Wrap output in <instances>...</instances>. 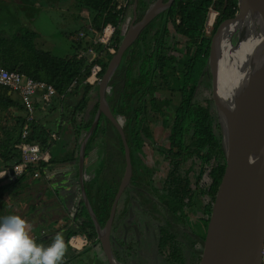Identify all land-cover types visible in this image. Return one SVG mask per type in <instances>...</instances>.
Returning <instances> with one entry per match:
<instances>
[{
	"label": "trees",
	"instance_id": "trees-1",
	"mask_svg": "<svg viewBox=\"0 0 264 264\" xmlns=\"http://www.w3.org/2000/svg\"><path fill=\"white\" fill-rule=\"evenodd\" d=\"M118 1L76 0L81 10L87 9L92 15L91 25L86 27V32L93 34L94 29L101 31L109 23L117 27L111 41L117 46L116 51L127 30L126 25L123 28L119 27L122 11L117 8ZM146 4V0H138L137 11L141 7L146 8L148 6ZM211 6L220 12L214 29L215 33L222 21L236 15L238 0H175L170 9L164 13L165 21L162 26L158 28L148 26L137 42L124 54L128 57L127 74L123 76V71L119 67L110 82V91L107 93L113 114L116 118L124 115L127 121L125 130L128 133L132 153L133 180L139 177L138 173L141 169H144L146 174L149 172L146 164L137 162L140 159L139 151L142 150L147 138H154L155 125L162 121L170 127L167 139L169 147L162 146L159 149L170 162L162 198L166 207L173 213L180 211L185 214L187 209L201 207L206 215V218L202 220L204 223L210 222L216 197L227 169L220 127L215 112L211 110L212 84L207 64L213 35L208 36L204 33L208 10ZM142 13L144 14V9ZM142 15L140 13V17ZM170 26L178 36L186 39L185 50L170 48L167 45V38L171 33ZM36 38V33L29 29L14 33L10 38L0 37V65L34 79L54 84L57 90L56 96L59 98L73 79H84L91 72L94 63L90 62V56L84 55L79 58L77 53L80 49L85 48L88 51L90 47H94L98 54L96 62L102 65L101 76L104 75L114 55L102 44H94L91 40L85 39L74 44L73 54L64 57L55 56L49 52L40 51L42 49L37 48L34 43ZM144 48L150 50H144ZM201 86L203 91L210 89V95L205 97L204 104L199 98ZM92 89L93 86L80 82L71 93L66 95L67 97L75 95L80 100L70 114L77 135L82 129L88 130L93 123V119L86 123L84 118L77 120L75 118L77 112H84L93 107L91 111L96 113L99 107L98 88L93 94L91 105L88 104ZM12 101L7 94V89L0 86V131H2L0 157L3 167L12 166L19 161L20 152L15 144L20 142L21 132L26 122L25 115L14 116L10 111L7 114ZM11 124L13 127L9 128ZM31 129L30 141L40 143L44 149L53 145L51 138L53 131H50L45 123L33 121ZM10 136H13L14 141L9 142ZM99 147L104 153L103 157L98 155L99 160L103 159L100 161L99 170L94 177L84 175V180L88 198L103 226L109 217L125 167V149L121 134L111 119L104 114L87 143L86 157L90 149ZM189 160L192 161V165L184 170L183 176L184 164ZM117 161L119 166L115 165ZM45 167H41L43 173ZM38 168L37 165H32L28 174ZM195 169L197 171L195 181H192L189 174ZM14 183H6V186ZM79 198L73 218L71 217L72 221L63 226L65 241L68 243L72 235L86 234L94 244L98 241L96 226L81 194ZM166 237L168 239V236H165L164 241ZM52 240L53 238L49 236L43 237L38 244L47 246ZM202 240L204 242L205 238ZM68 248L73 250L70 246ZM87 251H80L82 264L88 263L86 259L91 254ZM84 254L86 255L83 256ZM74 257L75 255L70 256L69 260L64 261L63 264H70V260Z\"/></svg>",
	"mask_w": 264,
	"mask_h": 264
},
{
	"label": "water",
	"instance_id": "water-1",
	"mask_svg": "<svg viewBox=\"0 0 264 264\" xmlns=\"http://www.w3.org/2000/svg\"><path fill=\"white\" fill-rule=\"evenodd\" d=\"M175 0H158L144 16L135 18L122 36L118 50L108 63L98 85L100 104L79 150V181L82 198L96 226L98 238L110 264H119L111 248L110 232L119 200L132 177L130 149L122 125L107 99L110 82L125 52L142 31ZM235 41V43H234ZM243 50L238 69H226V52ZM212 84L211 110L220 127L221 143L227 163L225 178L217 194L210 218L201 264H262L264 237V0H238V11L222 21L211 38L207 64ZM104 114L115 124L125 144L127 167L115 196L109 220L103 228L85 188V158L88 139ZM60 189V188H59ZM44 194L57 198L61 189ZM54 190V191H53ZM59 190V192H58ZM61 194H59L60 196ZM58 201V202H57ZM68 210V209H67ZM69 212V210H68Z\"/></svg>",
	"mask_w": 264,
	"mask_h": 264
},
{
	"label": "crops",
	"instance_id": "crops-1",
	"mask_svg": "<svg viewBox=\"0 0 264 264\" xmlns=\"http://www.w3.org/2000/svg\"><path fill=\"white\" fill-rule=\"evenodd\" d=\"M57 1L59 2V5H64V2H66L65 0H57ZM67 1L70 2L69 0ZM73 2L76 7L75 8L76 10H74V12L77 15L76 20L80 24V25L78 24L77 27L78 33L80 31H86L87 30L86 27H89L91 25L92 15L89 10L82 9V12L88 11V14L87 16H81L78 13L79 10H81L79 8L78 3L76 2V0H73ZM71 3L72 1L68 4L71 5ZM133 19H134V12L131 9L130 17L128 16V19L126 21V27L128 26L129 23L133 21ZM89 34L90 33H88L87 36H89ZM37 35L40 36V34ZM40 51H45V52H49L50 54H53V52L50 50H40ZM73 52L74 50L71 51L69 50V53H65L60 57L71 55L73 54ZM53 55L58 56L56 54ZM5 89H7V94L10 95V97L13 100L12 105H10L7 110V114L10 111L14 116H19V115L26 116L25 109L24 108L22 109L21 107L23 105L21 102L20 94L18 93V97L13 98L12 94L14 93V91L8 88ZM95 91L96 88H93L91 93L89 94L88 97L89 106L91 105L92 97ZM66 97L62 100L61 98L55 96L52 100V104H53L52 108L47 111H43L41 108H39V103H38L39 109L36 112L35 121H41L45 123L47 127L50 129V131L57 132L55 130L58 129L59 130L58 133L60 135V139L56 142L53 141L54 142L53 145H50L52 160L50 163L45 165L46 166L45 171L44 173L42 172L41 177L34 178L26 175L23 178H20L17 181H15L14 184H11L9 186H6V183L5 184L0 183V217L6 215H12V214L22 216L28 222L31 229L30 235L33 237V239L36 240L37 243H39L38 241H40L43 237L49 236L53 238L57 234L56 231L60 228L64 230L63 226L72 221L73 218L72 216L75 213L76 205H78L79 203V199H80L79 196L81 194L80 181H79V153H80L79 150H80L81 142L86 137L90 128L88 130L82 129L79 132V135L75 133V127L71 122L72 117H70L71 116L70 114L73 113L72 111L74 110V108L78 106L80 100L79 97L77 98L75 95H70L67 98ZM92 109L93 107H90V110L86 109L84 112L78 111L75 118H77V120H81L84 118L85 123L91 121L92 119L94 121V117L97 112L94 113V111H91ZM117 119L119 120L121 119V117L119 116L117 117ZM12 127L13 124H11L9 128ZM69 131H71V135L69 134ZM1 134L2 131H0V136ZM92 134L90 135V137L92 136ZM12 137L13 136H10L9 142L14 141ZM95 153H97V155H95ZM99 154L102 155V157L104 156L103 150L102 148L100 149V147L98 149L89 150V155L88 157L85 158V162L86 164L87 163L88 164L85 168L86 173H84V175H88V177L91 176L94 177V174L99 170L100 161L103 160V159L99 160L100 159L98 158ZM63 160H65V162ZM118 162L119 161L115 162V165L119 166ZM1 167L3 166H2V159L0 157V168ZM55 187L61 189V193L59 192L60 189L58 190L59 193H57L58 194L57 198L60 201V202L57 201L59 203L58 206L55 205L56 202H52V204H50L49 202V204H46L45 199H47V197L44 196L45 195L44 193L47 190L50 191ZM59 194L61 195L59 196ZM60 206L66 210L67 209L69 210V212L67 210V212L69 213L68 214L69 218L65 223L61 222L62 224L61 223L57 224V227H55V229H52L51 232H48L46 230L48 229L49 226L47 224L48 222L43 219L42 215H44L45 211L46 214H49L50 212L55 210L54 207H60ZM43 209H45V211L42 212ZM83 250H88L87 251L88 254L92 255V256L88 255L86 259L88 261L87 264H105L104 250L99 238L98 241L94 242V244L91 241L90 245ZM78 252L80 251H75V253L73 254L75 255V257L70 260V264H77V263L82 264V261L80 259V257L82 256H80V253ZM69 258L70 256L65 254L64 261L66 260L68 261Z\"/></svg>",
	"mask_w": 264,
	"mask_h": 264
},
{
	"label": "flooded vegetation",
	"instance_id": "flooded-vegetation-1",
	"mask_svg": "<svg viewBox=\"0 0 264 264\" xmlns=\"http://www.w3.org/2000/svg\"><path fill=\"white\" fill-rule=\"evenodd\" d=\"M157 1L158 0H146V3H147L146 5L148 6L146 8L141 7V9L137 11L136 20L137 21L140 20L144 16L147 8L151 4ZM167 1L168 0H163V2H167ZM15 4L16 3L13 0H0V14L1 13L3 14L6 11L8 6L10 5L15 6ZM143 9H144V14L142 13ZM1 10H4V11H1ZM165 12L166 11H162L159 15L156 16V18L152 20L151 23L159 19H160L159 20L160 22L164 23L165 21L164 13ZM140 13L141 15L143 14L141 17H140ZM2 17L8 18L9 16L0 15V23L3 21ZM134 18H135V12H134ZM129 24L127 26V30H128ZM23 29H29V28L27 27L26 23L22 21L21 22L18 21V24L14 23V32L11 35L5 34V36H0V37L10 38L14 33H20V31ZM0 32L3 34L1 27H0ZM137 40L135 41V43L137 42ZM124 56L121 60V63L118 66V68L120 67V69H122L123 76L127 74L126 66H127V60H128V57L126 56L124 57ZM109 91H110V88H109ZM199 91H200L199 98L201 100L202 99V95H201L202 86L200 87ZM120 117L124 121L123 125L122 124L121 125H122V128L124 129L126 142L129 146L130 157H131L132 153H131L130 144L128 142V133L125 130L127 121L124 115ZM121 139L123 141L122 135H121ZM123 144H124V141H123ZM167 144L168 146L166 147H169L168 142ZM160 148L161 147L158 146L157 144V137L155 136V134H154V138L152 139L147 138L143 144L142 150L139 151L140 159H138L137 162L141 164H146V166L148 167L147 158H149V156L154 155L155 149L159 150ZM124 149H125V144H124ZM165 158L169 161V159L166 156ZM131 162H132V158H131ZM126 167H127V158H126V151H125V167H124V173L122 175L120 185L124 178ZM148 170L149 172L147 174L144 172V169H141L140 173H138L139 177L137 179L139 178L142 179L141 182H142L143 187L141 188L138 185H136L137 180H133L134 172H133V163H132V177L119 200L118 207L116 210V215L114 217L112 227H111V232H110L111 248H112L114 257L119 262V264H151L150 262H146L147 260L146 257L148 256L142 254L147 250L149 253L151 251H154L156 255L155 262H158V263L160 262L161 264L184 263L186 259L185 257L186 254L183 251L185 248H187L189 249L188 250L189 256L192 258V261H191L192 264H201L202 253H203L204 244H205V241L203 242L202 238H206V235L205 236L202 235V223H203L202 217H198L200 221L195 226L192 224L193 221L190 220L191 212H192L191 209H187L186 212H184L186 216L185 214H182L180 211L178 213H173L172 211H170L168 207H166L165 201L162 198L165 180L162 182L163 183L162 188L159 189L154 184L155 182L153 180L151 170L149 169V167H148ZM147 180L149 181L146 182ZM193 209H195L196 212H198V214H202L201 207L200 208L196 207ZM109 217H110V214H109ZM109 217L105 221L104 225L102 226L103 228L106 227ZM171 235L173 237H170ZM165 236H168L170 240V244H172L171 252H168L169 258L172 260L170 262L162 261V260L160 261L158 257L160 254L159 249L162 248L163 246ZM104 260H105V264H110L105 252H104Z\"/></svg>",
	"mask_w": 264,
	"mask_h": 264
},
{
	"label": "rangeland",
	"instance_id": "rangeland-1",
	"mask_svg": "<svg viewBox=\"0 0 264 264\" xmlns=\"http://www.w3.org/2000/svg\"><path fill=\"white\" fill-rule=\"evenodd\" d=\"M16 4L15 6L10 5L7 7L6 11L1 16L8 15V18L2 17V22L0 23L1 30L3 31V34L0 32V36L11 35L14 32V23L18 24L19 22L26 23L27 27L30 29L31 32H35L37 35V38L34 40L35 46L42 50H50L53 52V54H56L58 56L64 55L65 53H69V50H73L74 44L78 43L77 40V34H78V24L79 22L76 20L77 15L74 12L76 10L73 0L71 5H69L67 0L64 2V5H59V2L57 0H13ZM24 1V2H23ZM62 3V2H61ZM68 6V7H67ZM71 6V7H70ZM4 11V10H1ZM81 16H87L88 11L82 12V10H79L78 12ZM131 10L128 11V16L130 17ZM82 18V17H81ZM128 19V18H127ZM163 19V18H162ZM160 20V19H159ZM159 20L154 21L151 25V27H159L162 26V22ZM80 25V24H79ZM171 33L169 34L167 38V45L171 48H179L180 50H185L186 47V39L182 36H178L173 28H171ZM28 32V31H27ZM70 33V34H69ZM68 34V35H67ZM88 35V33H87ZM86 38H83L81 41H85ZM87 38L86 40H88ZM80 41V42H81ZM235 43V41H234ZM73 44V46H72ZM143 46V43H140ZM141 49V48H140ZM139 49V50H140ZM144 50H150L149 48H144ZM97 88V87H96ZM202 101L203 104L206 102L205 97H208L210 95V89L202 90ZM13 98L18 97V92L14 91L12 94ZM120 124L123 125L124 121L122 119L118 120ZM69 134L71 135V131H69ZM155 136L157 137V144L162 148V146L166 147L167 139L170 134V127L166 126L162 123V121L156 123L155 125ZM93 162V160H92ZM92 165V164H91ZM147 165L149 169L151 170V174L154 180V184L159 189L163 186V181L165 180L169 170H170V164L169 161L165 158V156L159 152L158 149H155L154 155L149 156L147 158ZM192 165V161L189 160L184 164L183 167V176H184V170H187ZM196 169L190 172V177L192 181H195L196 176ZM137 180L136 185L139 187H143L142 185V179H134ZM1 184H5V182H1ZM47 197L45 199L46 204H52L53 199L51 196L44 195ZM55 210L50 212L49 214H46L45 209L42 210L45 211L44 215H42L43 219L47 221L48 223V229H46L48 232H51L52 229H55L57 227V224L59 223H65L69 218V213L66 209L63 207H54ZM191 219L193 221V225L196 226L197 223H199L200 219L198 217H202V220L206 218L205 213L198 214L195 209H191ZM67 212V213H66ZM145 213V212H144ZM59 216V217H57ZM54 220V221H53ZM154 221V220H153ZM203 222V221H202ZM61 223V224H62ZM209 223H202V235H207ZM62 233L64 235V230L61 228L56 231V233ZM65 238V237H64ZM203 247V246H202ZM172 244H170L169 238L165 239L163 242L162 248L159 249V259L160 261H172L169 258V253L171 252ZM189 249L185 248L183 252H185V262L184 263H175V264H192V258L189 256ZM75 253V251L71 250L70 248L67 249L66 255L71 256ZM80 253V252H78ZM83 254V253H82ZM148 257L146 262H150L151 264H161L160 262H155L156 255L154 251H151L150 253L146 250L144 253H142ZM84 254L83 256H85ZM78 264V263H77ZM165 264H172V263H165ZM174 264V263H173Z\"/></svg>",
	"mask_w": 264,
	"mask_h": 264
},
{
	"label": "built area",
	"instance_id": "built-area-1",
	"mask_svg": "<svg viewBox=\"0 0 264 264\" xmlns=\"http://www.w3.org/2000/svg\"><path fill=\"white\" fill-rule=\"evenodd\" d=\"M135 0H119L117 8L122 11L121 21L119 27L123 28L126 25L128 18V11L133 9ZM220 12L214 7H209L208 15L204 27V33L208 36L214 34V29L219 20ZM117 27L111 23L107 24L101 31L93 30V34L87 36L86 31H80L77 34V40L80 42L83 38H89L94 44H102L103 47L115 54L117 46L111 43L112 38L116 34ZM84 55L90 56V62H93L91 72L84 79L75 78L67 87L65 93L61 95L64 99L68 93H71L75 87L80 83H85L96 88L101 81L102 65L96 62L98 54L94 47H90L88 51L82 48L78 51L79 58ZM0 86L16 91L20 94L22 105L26 111V122L21 133V141L15 144V147L20 152V159L14 165L0 168V173H6L0 177V182L11 183L17 181L20 177L29 176L39 178L42 175V166L45 167L52 160L50 147L42 148L41 144L35 141H30L32 122L36 120V112L39 108L43 111L52 108V100L57 95V90L52 83L43 80L34 79L17 70H9L0 65ZM39 103V108H38ZM51 138L54 142L60 139L58 132H52ZM32 165H37L39 168L28 172ZM91 240L86 234H75L68 239L69 246L74 251H81L89 246ZM261 262L264 264V237L261 249Z\"/></svg>",
	"mask_w": 264,
	"mask_h": 264
},
{
	"label": "clouds",
	"instance_id": "clouds-1",
	"mask_svg": "<svg viewBox=\"0 0 264 264\" xmlns=\"http://www.w3.org/2000/svg\"><path fill=\"white\" fill-rule=\"evenodd\" d=\"M30 231L20 215L0 217V264H63L69 246L64 235L58 232L45 246L38 244Z\"/></svg>",
	"mask_w": 264,
	"mask_h": 264
},
{
	"label": "bare ground",
	"instance_id": "bare-ground-1",
	"mask_svg": "<svg viewBox=\"0 0 264 264\" xmlns=\"http://www.w3.org/2000/svg\"><path fill=\"white\" fill-rule=\"evenodd\" d=\"M226 55L229 59L228 67L226 69H228L230 72L232 70L238 69L240 61L243 58V50H241L240 48H233L232 52H226Z\"/></svg>",
	"mask_w": 264,
	"mask_h": 264
}]
</instances>
